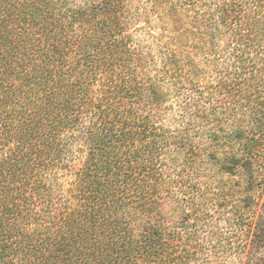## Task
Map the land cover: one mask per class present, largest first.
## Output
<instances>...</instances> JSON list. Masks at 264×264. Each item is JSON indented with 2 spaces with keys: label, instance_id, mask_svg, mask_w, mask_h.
<instances>
[{
  "label": "trees",
  "instance_id": "1",
  "mask_svg": "<svg viewBox=\"0 0 264 264\" xmlns=\"http://www.w3.org/2000/svg\"><path fill=\"white\" fill-rule=\"evenodd\" d=\"M132 2L0 0V264H264V0Z\"/></svg>",
  "mask_w": 264,
  "mask_h": 264
},
{
  "label": "rangeland",
  "instance_id": "2",
  "mask_svg": "<svg viewBox=\"0 0 264 264\" xmlns=\"http://www.w3.org/2000/svg\"><path fill=\"white\" fill-rule=\"evenodd\" d=\"M70 2L72 3H82V2H85V1H90V0H69ZM137 0H133L132 2V7L131 8H134L135 6V3H136ZM143 2V0H140ZM144 7V5H143ZM140 10H142V6L140 7ZM145 15H143L141 18L133 27L131 30H137L136 27H139L141 26L142 28H144L145 30L147 31H151L152 34H154L155 38L156 37H162V40L166 39L165 38V35H169L170 32H168V30L166 31H163L161 30V26H162V23L160 22H157L156 21V17L153 15V14H150L147 10H145ZM143 13V14H144ZM134 36L137 35L136 32L132 33ZM141 36H144L147 39H149V37L146 35V32H143V33H139ZM139 35V36H140ZM138 36V37H139ZM149 40H153L152 38H150ZM154 41V40H153ZM263 255L264 256V249L260 250V252L258 253V255L256 256H261Z\"/></svg>",
  "mask_w": 264,
  "mask_h": 264
}]
</instances>
